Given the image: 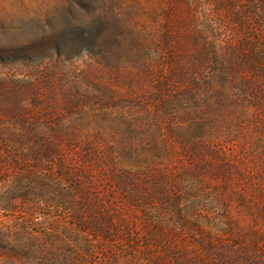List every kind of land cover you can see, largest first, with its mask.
Here are the masks:
<instances>
[{
  "label": "rangeland",
  "instance_id": "374dc122",
  "mask_svg": "<svg viewBox=\"0 0 264 264\" xmlns=\"http://www.w3.org/2000/svg\"><path fill=\"white\" fill-rule=\"evenodd\" d=\"M0 264H264V0H0Z\"/></svg>",
  "mask_w": 264,
  "mask_h": 264
},
{
  "label": "trees",
  "instance_id": "16d2710c",
  "mask_svg": "<svg viewBox=\"0 0 264 264\" xmlns=\"http://www.w3.org/2000/svg\"><path fill=\"white\" fill-rule=\"evenodd\" d=\"M73 32L72 33L71 32H67L66 35L62 38L63 39L62 42L63 43H69L72 40V38H73V35H74Z\"/></svg>",
  "mask_w": 264,
  "mask_h": 264
}]
</instances>
